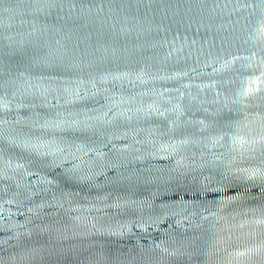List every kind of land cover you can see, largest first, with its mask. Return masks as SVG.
I'll list each match as a JSON object with an SVG mask.
<instances>
[{
  "label": "water",
  "instance_id": "obj_1",
  "mask_svg": "<svg viewBox=\"0 0 264 264\" xmlns=\"http://www.w3.org/2000/svg\"><path fill=\"white\" fill-rule=\"evenodd\" d=\"M0 264H264V0H0Z\"/></svg>",
  "mask_w": 264,
  "mask_h": 264
}]
</instances>
